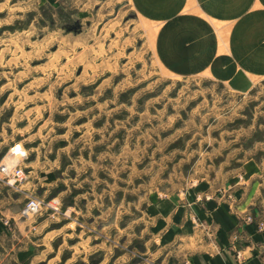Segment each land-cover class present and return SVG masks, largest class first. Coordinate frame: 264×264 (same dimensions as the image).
Segmentation results:
<instances>
[{"label": "rangeland", "instance_id": "rangeland-1", "mask_svg": "<svg viewBox=\"0 0 264 264\" xmlns=\"http://www.w3.org/2000/svg\"><path fill=\"white\" fill-rule=\"evenodd\" d=\"M263 45L264 0H0V168H22L0 179V264H167L153 201L264 162V71L244 61Z\"/></svg>", "mask_w": 264, "mask_h": 264}, {"label": "crops", "instance_id": "crops-1", "mask_svg": "<svg viewBox=\"0 0 264 264\" xmlns=\"http://www.w3.org/2000/svg\"><path fill=\"white\" fill-rule=\"evenodd\" d=\"M229 6L230 3L222 6L220 18L228 19L230 12L225 11ZM143 11L148 15V10ZM207 31L203 45L208 54L203 67L206 62L212 63L213 56L215 66L206 67L215 72L219 62L213 51L217 44L221 46V42L218 40L217 43L216 29ZM223 33L224 30L220 32ZM214 41L215 46L211 45ZM235 41L241 56L248 47L245 48L240 31ZM212 48L213 51L209 50ZM256 48L258 54L254 51L244 61L263 72L264 45ZM147 209L151 213L148 217L153 239L150 240H153L157 252L166 251L160 259L168 261L167 264H264V231L255 230L246 220L248 215L264 220L262 161L251 157L243 159L234 168L208 167L205 171L200 170L198 175L195 171L186 187L164 194ZM1 210L0 244L8 232ZM11 210L13 216L20 215L22 204H15ZM24 248L19 249V262L28 258L29 251Z\"/></svg>", "mask_w": 264, "mask_h": 264}, {"label": "built area", "instance_id": "built-area-1", "mask_svg": "<svg viewBox=\"0 0 264 264\" xmlns=\"http://www.w3.org/2000/svg\"><path fill=\"white\" fill-rule=\"evenodd\" d=\"M27 155H22L21 157H26ZM0 173L3 175L0 179L7 181V183L14 185L19 182L20 177L22 175V168L19 165L9 167L7 165L1 166ZM7 185V184H6ZM44 201L40 200L39 198H30L22 209L21 214L25 217H30L35 214H38ZM52 207V206H51ZM247 222L253 225L255 230L257 231H264V220H256L255 216L248 215L246 218ZM8 224V220H5V225Z\"/></svg>", "mask_w": 264, "mask_h": 264}, {"label": "bare ground", "instance_id": "bare-ground-1", "mask_svg": "<svg viewBox=\"0 0 264 264\" xmlns=\"http://www.w3.org/2000/svg\"><path fill=\"white\" fill-rule=\"evenodd\" d=\"M12 151H13L12 154L15 155V156H17V155H19V154H23V153L25 152V150H23V149L19 146V144H18V146L14 147ZM7 166H8V165H7Z\"/></svg>", "mask_w": 264, "mask_h": 264}]
</instances>
